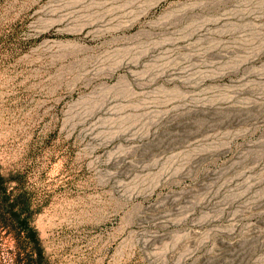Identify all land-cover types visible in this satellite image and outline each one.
Wrapping results in <instances>:
<instances>
[{"label":"rangeland","instance_id":"obj_1","mask_svg":"<svg viewBox=\"0 0 264 264\" xmlns=\"http://www.w3.org/2000/svg\"><path fill=\"white\" fill-rule=\"evenodd\" d=\"M0 173L49 264H264V0H0Z\"/></svg>","mask_w":264,"mask_h":264},{"label":"trees","instance_id":"obj_2","mask_svg":"<svg viewBox=\"0 0 264 264\" xmlns=\"http://www.w3.org/2000/svg\"><path fill=\"white\" fill-rule=\"evenodd\" d=\"M5 181L6 178L0 173L1 190ZM22 200V197L12 200L7 192H2L0 198V239L1 229L4 227L15 233L20 250L25 253V258L21 257L18 264H49L39 232L23 213Z\"/></svg>","mask_w":264,"mask_h":264},{"label":"bare ground","instance_id":"obj_3","mask_svg":"<svg viewBox=\"0 0 264 264\" xmlns=\"http://www.w3.org/2000/svg\"><path fill=\"white\" fill-rule=\"evenodd\" d=\"M123 155V154H122ZM118 156V155H117ZM120 159H121V157H120Z\"/></svg>","mask_w":264,"mask_h":264}]
</instances>
